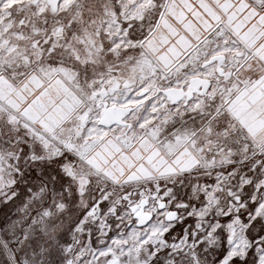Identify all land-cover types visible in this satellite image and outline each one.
<instances>
[{
	"label": "rangeland",
	"instance_id": "obj_1",
	"mask_svg": "<svg viewBox=\"0 0 264 264\" xmlns=\"http://www.w3.org/2000/svg\"><path fill=\"white\" fill-rule=\"evenodd\" d=\"M70 1L0 6L1 13L7 12L0 15V29L6 30L0 37V71L20 80L27 73L37 75L31 69L43 61L60 69H79L89 85L87 106L81 111L74 110L82 103L80 98L66 83L60 85L54 71L38 86L26 79L22 85L30 98L21 107L10 101H17L22 85L8 81L9 90L0 93V264H149L154 252L161 250L164 264H206L213 257L216 264L229 249L235 254L228 264L254 260L251 253L258 243L254 235L245 236L236 220L229 229L222 218L244 216L247 201L264 197L259 187L264 182V147L252 144L244 152L248 145L243 144L235 154L242 142L232 134L236 124L230 125L227 118H216L213 128L201 132L199 140L211 147L209 155L219 153L220 159L197 164L201 171L185 181L191 185L187 194L182 184L176 187L169 181H111L74 159L86 161L91 139L92 146L112 137L120 147H129L149 132L159 135L165 125H171L172 138L202 127L207 115L223 105L227 77L243 59L233 55L232 62L227 61L229 53L213 39L171 74L150 69L143 56L140 69L133 70L131 62L123 61L130 49L121 45L151 27V0ZM99 46L103 52L96 51ZM233 46L241 51L239 45ZM223 51V62L212 63L211 57ZM207 69L209 74L204 73ZM190 76L208 79L207 90L170 103L162 90L186 88ZM69 93L76 102L69 101ZM103 101L132 107L126 124L102 125ZM213 101H219L214 109L208 106ZM34 102L41 107L36 109L41 115L37 120L22 113L28 106L35 109ZM47 114L56 119L43 120ZM62 153L63 172H55L45 162ZM141 210L152 218L138 226L135 215ZM169 211L176 212L175 219L166 218ZM210 215L219 217L211 224L215 230L211 234ZM245 249L249 255L241 261Z\"/></svg>",
	"mask_w": 264,
	"mask_h": 264
},
{
	"label": "crops",
	"instance_id": "obj_2",
	"mask_svg": "<svg viewBox=\"0 0 264 264\" xmlns=\"http://www.w3.org/2000/svg\"><path fill=\"white\" fill-rule=\"evenodd\" d=\"M29 1L0 0V6L6 8L11 5L28 4ZM151 2L150 10L154 8L153 16L150 18L153 21L151 27L142 37L132 39L128 45H121V49H130L127 50V60L123 59V61L131 62L133 70L140 69L143 56L150 69L159 68L162 72L171 74L176 69L188 65L193 54L213 39L217 42L216 45L229 53L227 61L232 62L233 55L243 60L227 77V91L224 92L223 105L207 115L202 127L175 136L166 144L160 141L159 135L152 137L150 132L148 136L142 135L134 139L129 147L122 146L123 148L119 145L120 141L117 142L112 137L102 138L94 146L91 139L87 141L88 151L84 152L88 165L111 181L142 180L151 178L155 174L167 176L179 170L188 171L202 159H220L219 153L209 155L208 149L211 147L207 142L201 143L199 138L202 137L201 132L206 133V130L213 128L214 120L224 111L227 112L230 125L238 123L247 129L254 146L264 147V4L262 0H151ZM68 3L71 1L69 0ZM156 4L158 6H155ZM2 12L0 15L3 17L7 15V12ZM4 31L6 32L0 29V37L3 36L2 33L5 35ZM126 31L127 29L123 31L124 35ZM137 31H140V28ZM233 38L238 41L241 51L238 52L237 47L232 45ZM96 49L103 52L102 46ZM111 49L109 47L106 51L110 52ZM28 76L29 73L20 80H15L11 75L0 71V93L2 90H9V82L22 85L27 78H31V82L37 86L43 82L38 75ZM58 76L60 85L66 87L65 78ZM20 89L17 101H10L15 105L14 107L23 106L30 98L26 86L22 85ZM67 96L71 98L69 101L76 102L75 96L71 93ZM34 104L35 109L28 106L22 112L31 120L41 117L39 110H36L41 107L37 102ZM45 118L52 122L56 119L53 114H47L43 120ZM113 136L118 137V135ZM161 147L164 149L163 152ZM165 153L183 161L179 170L166 165L161 166L166 159Z\"/></svg>",
	"mask_w": 264,
	"mask_h": 264
},
{
	"label": "clouds",
	"instance_id": "obj_3",
	"mask_svg": "<svg viewBox=\"0 0 264 264\" xmlns=\"http://www.w3.org/2000/svg\"><path fill=\"white\" fill-rule=\"evenodd\" d=\"M31 70L34 71L39 76V78L45 83H47V78L53 71L57 75L64 77L65 83L68 85L71 91L80 98V101L82 102L80 105H74V110L81 111L83 107L87 106V102H88L87 93H88L89 85H88L87 80L82 81L79 69L73 68V67L60 69L53 65H49L43 61H38L37 64L34 65V67ZM69 99L71 98L69 97ZM216 103H219V101L210 102L208 106L214 109ZM221 116L222 118L226 119L227 112L226 111L222 112ZM170 128H171V125H165L160 128L159 137H160V141L163 144H166L168 141L172 139L170 135ZM232 134L235 136H238L240 138V141L242 142L240 145L237 146V148L234 149L235 154L240 153V150L243 144L248 145V148L244 149V152H248L251 149L252 140L247 132V129L243 128L237 123L235 125V130ZM161 151L162 152L164 151L163 147H161ZM165 155H166V159L164 162H162L161 166L163 167L166 165L168 167H171L172 169L179 170L183 161L176 160L172 156L167 155L166 153ZM74 159L80 160L81 165H85L87 163L86 161L81 160L80 157H74ZM45 163L49 168L54 169L55 172H63V165H64L63 153L61 154L60 157H53L51 160H48ZM200 171H201V168L199 167V165H196L188 171L179 170V171L170 173L167 176H161L159 174H155L151 177V179L156 180L157 183H160L163 181H169L176 187H179L182 184L184 186V192L187 194L191 190V185L190 183H185V181L190 175H192L193 173H199ZM55 172H54V175H55ZM216 211H219V209H217ZM209 220H210V224H209L208 232L209 234H211L212 232L215 231L211 227V224L216 223L219 220V217H216L215 219H213L212 216L210 215ZM241 225L243 227V230L248 227L247 225H243V224ZM262 229H264V216H262L257 223L251 226V232L253 233V235H255L256 233H261V235H264V232L261 231ZM208 254L209 256H211V249L208 250ZM245 258L246 257H241V261H243ZM212 259H214V257ZM212 259L207 260L206 264H212ZM216 264H219V261H216Z\"/></svg>",
	"mask_w": 264,
	"mask_h": 264
},
{
	"label": "water",
	"instance_id": "obj_4",
	"mask_svg": "<svg viewBox=\"0 0 264 264\" xmlns=\"http://www.w3.org/2000/svg\"><path fill=\"white\" fill-rule=\"evenodd\" d=\"M217 60L218 65L223 62L224 56L223 55H216L211 58V61ZM217 72L219 74L222 73V68L218 66ZM209 86V80L200 76H192L188 79V84L186 88L183 87H176L170 86L166 89L162 90L163 94L165 95L166 99L170 103H177L182 100H189L193 97L194 93H202L207 90ZM132 110V107L129 106H120L117 104H109L107 101L102 102V109H101V116H100V123L104 126H112V125H124L125 117L129 114ZM162 208V206H160ZM138 226H142L146 224L148 221L151 220L152 214L146 211H139L136 213ZM176 217L175 211H169L166 215L168 220H173Z\"/></svg>",
	"mask_w": 264,
	"mask_h": 264
},
{
	"label": "snow or ice",
	"instance_id": "obj_5",
	"mask_svg": "<svg viewBox=\"0 0 264 264\" xmlns=\"http://www.w3.org/2000/svg\"><path fill=\"white\" fill-rule=\"evenodd\" d=\"M260 190L264 191V182H261L260 184ZM237 201H239L240 197H236ZM246 214L244 216H240L239 214L232 216L228 215L222 219L225 220L227 227L229 229L232 228L233 224L232 222L234 220L239 221L240 224L247 225L248 227L244 229L245 236L253 235L251 232V226L257 223L262 216H264V197H261L259 199L257 198H251L249 201H247L244 205ZM247 217V219H246ZM216 230L218 232H221L223 234V228L217 224ZM264 232V229L261 230ZM254 238L257 243V248L252 250V255L255 257L252 261L245 260L244 264H264V235H261V233H256L254 235ZM163 254V250L161 252H154L152 256V260L149 262V264H164V261L160 260V255ZM235 253L232 251V249H229L222 257V259L219 260V264H228V262L231 260L232 256ZM249 255V251L245 249L243 251V256L247 257ZM236 264V262H234Z\"/></svg>",
	"mask_w": 264,
	"mask_h": 264
},
{
	"label": "built area",
	"instance_id": "obj_6",
	"mask_svg": "<svg viewBox=\"0 0 264 264\" xmlns=\"http://www.w3.org/2000/svg\"><path fill=\"white\" fill-rule=\"evenodd\" d=\"M231 43L233 45H239L238 41L236 39H234V38L231 40Z\"/></svg>",
	"mask_w": 264,
	"mask_h": 264
},
{
	"label": "bare ground",
	"instance_id": "obj_7",
	"mask_svg": "<svg viewBox=\"0 0 264 264\" xmlns=\"http://www.w3.org/2000/svg\"><path fill=\"white\" fill-rule=\"evenodd\" d=\"M52 2L56 1V0H51ZM205 74H209L208 69L204 71ZM129 99V98H128Z\"/></svg>",
	"mask_w": 264,
	"mask_h": 264
}]
</instances>
